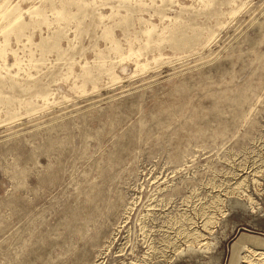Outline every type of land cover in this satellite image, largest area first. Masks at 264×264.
<instances>
[{
    "label": "rangeland",
    "instance_id": "obj_1",
    "mask_svg": "<svg viewBox=\"0 0 264 264\" xmlns=\"http://www.w3.org/2000/svg\"><path fill=\"white\" fill-rule=\"evenodd\" d=\"M0 264H264V0H0Z\"/></svg>",
    "mask_w": 264,
    "mask_h": 264
},
{
    "label": "bare ground",
    "instance_id": "obj_2",
    "mask_svg": "<svg viewBox=\"0 0 264 264\" xmlns=\"http://www.w3.org/2000/svg\"><path fill=\"white\" fill-rule=\"evenodd\" d=\"M202 236V235H201ZM203 237V236H202ZM190 238V237H189Z\"/></svg>",
    "mask_w": 264,
    "mask_h": 264
}]
</instances>
